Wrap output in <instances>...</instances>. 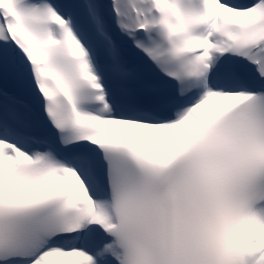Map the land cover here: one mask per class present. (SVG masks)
Here are the masks:
<instances>
[{
    "label": "snow or ice",
    "instance_id": "obj_1",
    "mask_svg": "<svg viewBox=\"0 0 264 264\" xmlns=\"http://www.w3.org/2000/svg\"><path fill=\"white\" fill-rule=\"evenodd\" d=\"M0 264H264V0H0Z\"/></svg>",
    "mask_w": 264,
    "mask_h": 264
}]
</instances>
